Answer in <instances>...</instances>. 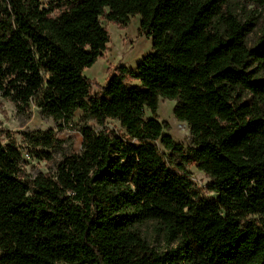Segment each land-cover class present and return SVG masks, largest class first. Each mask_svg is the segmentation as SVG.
<instances>
[{"label":"trees","instance_id":"16d2710c","mask_svg":"<svg viewBox=\"0 0 264 264\" xmlns=\"http://www.w3.org/2000/svg\"><path fill=\"white\" fill-rule=\"evenodd\" d=\"M243 2L244 16L232 0H0V96L56 122L80 110L103 128L82 127L80 154L33 179L0 134V264H264V39L249 45L257 16L245 9L264 0ZM135 15L152 52L135 75L91 82L83 71L109 42L100 19L124 27ZM159 98L175 101L191 148L163 134ZM22 136L47 158L35 149L56 143L51 130ZM156 142L181 160L175 170ZM146 226L167 249L150 246Z\"/></svg>","mask_w":264,"mask_h":264},{"label":"rangeland","instance_id":"374dc122","mask_svg":"<svg viewBox=\"0 0 264 264\" xmlns=\"http://www.w3.org/2000/svg\"><path fill=\"white\" fill-rule=\"evenodd\" d=\"M49 1L40 0L44 9H48ZM232 3L239 7L241 15L244 16L245 3L243 0H232ZM245 9L247 11L254 10L257 16L255 31L248 37L249 45L253 46L258 38L264 39V7L255 8L247 5ZM51 14L56 15L57 11ZM100 22L108 33L109 42L93 65L84 69L83 75L96 85L102 86L109 77L118 74L121 67L135 75L137 64L145 55L152 52V47L151 39L140 30V17L138 15L130 17L128 25L124 27L108 22L103 18L100 19ZM125 78L128 85H138V82L130 74H127ZM95 87H91V92L96 90ZM174 104L175 101L173 100L159 98L156 119L165 125L163 134L170 136L174 143L186 150L192 147V139L187 125L175 119L173 115ZM145 117H151L148 110L145 111ZM84 126L91 128L96 133L103 129L96 125L93 120L88 119L80 110L74 112L68 123L56 122L52 118L43 115L34 105H31L26 111H19L12 102L0 96V134L2 142L4 144L11 143L20 151L22 158L19 173L23 179H33L39 174H53L55 165L62 159L80 154L82 149L80 130ZM105 127L118 135H123V131L115 121L107 120ZM48 130L54 133L56 139L54 146L50 149H35L38 152L48 153L47 158L39 153L36 155L34 150L24 141L22 134ZM155 147L169 169H176L173 163L181 164V160L166 151L159 142L155 143ZM183 168L199 195L205 199H213V194L209 190L210 179L196 167L195 163L184 164ZM144 232L151 247L161 251L167 249L162 237L155 233L152 227L146 226Z\"/></svg>","mask_w":264,"mask_h":264}]
</instances>
